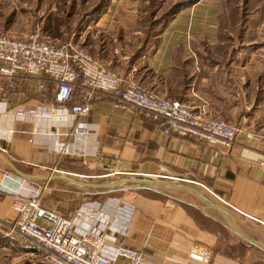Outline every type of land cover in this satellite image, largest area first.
Returning <instances> with one entry per match:
<instances>
[{
  "label": "crops",
  "instance_id": "0c3cea01",
  "mask_svg": "<svg viewBox=\"0 0 264 264\" xmlns=\"http://www.w3.org/2000/svg\"><path fill=\"white\" fill-rule=\"evenodd\" d=\"M2 1L1 33L22 37L41 29L37 0L29 15L20 13L25 0ZM143 2L109 0L92 22L111 42L80 46L130 76L136 66L129 69L128 51L143 34ZM223 10L224 0L190 2L136 61L149 69L139 81L149 90L196 112L205 105L208 116L233 124L238 132L228 153L220 155L194 137L165 134L144 115L116 107L107 94L87 115L74 116L69 104L57 102L56 85L46 75L0 77V223L16 218L15 195L38 193L44 207L81 227L93 220L110 223L124 205L131 217L118 241L162 264H203L186 258L193 244L209 251L205 264H264V143L246 137L247 131L264 136V58L254 59L258 52L239 58L242 49L236 48L237 56L224 52ZM111 175H121L119 196L93 199L88 179ZM86 203L98 206L94 219ZM1 236L0 261L41 253Z\"/></svg>",
  "mask_w": 264,
  "mask_h": 264
},
{
  "label": "built area",
  "instance_id": "2783aa9c",
  "mask_svg": "<svg viewBox=\"0 0 264 264\" xmlns=\"http://www.w3.org/2000/svg\"><path fill=\"white\" fill-rule=\"evenodd\" d=\"M16 73L46 75L56 85L57 102L69 104L74 116L87 115L91 104L107 94L115 99L116 107L144 115L165 134L194 137L220 155L229 152L238 132L230 122L208 116L205 105L196 112L180 100L161 97L72 41L57 44L43 39L39 27L22 37L0 33V77L10 79ZM246 137L264 143V136L252 131ZM85 207L93 212L91 218L98 212V206L93 209L86 203ZM13 209L16 218L0 223V232L40 251L43 264H121L119 260L122 264H162L118 241L130 223L131 214L124 205L115 210L110 223L93 220L88 227L44 207L38 193L15 195ZM187 250L189 262L209 263L210 253L203 246L193 244Z\"/></svg>",
  "mask_w": 264,
  "mask_h": 264
},
{
  "label": "rangeland",
  "instance_id": "374dc122",
  "mask_svg": "<svg viewBox=\"0 0 264 264\" xmlns=\"http://www.w3.org/2000/svg\"><path fill=\"white\" fill-rule=\"evenodd\" d=\"M20 13L29 15L32 9H37V3L34 0H25ZM36 1V0H35ZM8 0L2 1L1 4H7ZM41 4L40 20L41 21V36L43 39L62 44L69 41L77 45L84 43H104L109 44L112 38L103 28L94 26L93 20L85 15L89 10L93 9L99 0H37ZM107 2V0L105 1ZM10 4V3H9ZM13 3H11L12 5ZM14 5V4H13ZM31 5L29 8H27ZM9 6V5H8ZM142 9H145L146 14L143 23L150 26V22L154 20L156 15H160L167 5H163L161 0H146L141 4ZM8 9V8H7ZM37 13V12H36ZM99 15V14H98ZM96 15L95 18L98 16ZM159 17V16H158ZM38 23V22H37ZM91 24L92 29L85 31L84 29ZM21 27V25H19ZM97 27V28H96ZM146 30V28H145ZM221 39L225 42L224 52H231V57L238 54L233 51V48L242 49V54L239 58L246 59L250 52H258L253 58H264V0H224V10L220 24ZM1 33V32H0ZM143 34L140 36L142 37ZM136 44V42H135ZM96 45L93 50L96 53ZM131 54L132 50L128 51ZM104 57V56H103ZM110 58V57H109ZM136 70L129 66L130 76L135 80L140 81V75L149 74V69L143 62L136 61ZM113 69V68H112ZM117 71L116 69H113ZM118 72V71H117ZM138 72L139 75H136ZM221 119V118H220ZM78 167V170L84 172L96 173L99 175L107 174L109 171L104 168L91 169ZM121 175L101 176L89 178V191L93 199L107 200L109 197L119 196L117 181L122 180ZM74 178H76L74 176ZM100 184V185H99ZM113 185V186H111ZM76 190V189H74ZM4 235L0 232V236ZM2 237V236H1ZM0 237V239H1ZM16 241V240H15ZM22 249L30 250L31 247L24 243H20ZM188 250L185 251V256L188 258ZM39 256H31L23 254V256L14 257L13 255L5 256L0 264H43L44 254L38 253ZM36 254V255H37Z\"/></svg>",
  "mask_w": 264,
  "mask_h": 264
},
{
  "label": "trees",
  "instance_id": "16d2710c",
  "mask_svg": "<svg viewBox=\"0 0 264 264\" xmlns=\"http://www.w3.org/2000/svg\"><path fill=\"white\" fill-rule=\"evenodd\" d=\"M105 1L106 0H99V2L94 5L93 9L89 10L87 13H85V15H88V17L91 18L90 20H94L96 15L102 13L105 10L109 0H107V2ZM161 1L163 5L167 6L160 15H156L154 17V20L150 22V26H146L143 23L147 11H145V9H142L145 11L141 19V26L143 27V36H139L138 40L135 41V47L132 49V52L129 56L128 67L134 64L135 61L139 59L145 52H147L148 48L156 42L157 36L160 34L163 27L171 20V18L180 10H182L185 6H187V4L195 0H177L174 2H171L169 0Z\"/></svg>",
  "mask_w": 264,
  "mask_h": 264
}]
</instances>
